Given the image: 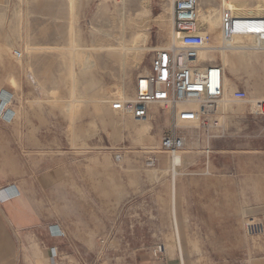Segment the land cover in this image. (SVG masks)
I'll return each instance as SVG.
<instances>
[{"label": "rangeland", "instance_id": "obj_1", "mask_svg": "<svg viewBox=\"0 0 264 264\" xmlns=\"http://www.w3.org/2000/svg\"><path fill=\"white\" fill-rule=\"evenodd\" d=\"M70 1L0 0V191L15 185L29 198L39 195L43 200L38 209L50 216L58 214L71 231L87 233L88 237L80 241L91 250L94 261L132 264L135 247H150L153 235L157 243L164 242L163 223H145L139 206L152 200L157 206L161 204L171 220L167 208L170 193L166 197L157 193L162 185L170 187L169 168L156 179L149 175L150 171L161 167H148L144 162V153L159 145L170 126V108H150L153 118L147 137L151 141L140 144L133 133L123 129V122H142L111 109L102 124L93 103L101 101L111 107L117 100L130 99L134 81L149 69L154 50L172 44L173 28L165 6L170 0H148L151 19L146 27L149 39L145 56L137 68L123 73L107 58L105 50L93 45L96 37L118 35L117 26H112L108 16L115 0H76L77 10ZM139 1L127 0V23L136 15ZM219 2L209 0L208 7L213 9ZM217 34L218 31L210 35L205 47L215 44ZM211 54L222 65L220 54ZM82 58L89 62L88 69L94 74L95 85L89 89H84L80 77ZM63 63L69 66L72 85L62 79ZM239 82L238 87L245 88L249 101L233 103L231 110L216 114L213 119L218 121L217 127L182 128L180 132L187 140L192 139L193 147L187 150L203 154L202 162L209 153V166L216 175L227 178L234 170L243 175L251 168L258 179L260 167H264V159H260L264 125L249 110L256 99L252 93L260 92L262 87L258 79L244 78ZM101 89L107 91L105 95ZM67 106L73 116H67ZM238 107H243L244 112H238ZM14 111L18 112L17 118ZM89 124L94 125L93 132L76 135L78 129L89 130ZM116 155L121 156L120 162ZM161 156L168 157H158ZM44 200L56 201L48 207ZM100 200L106 202L105 208L94 206L93 202ZM101 209L108 210L107 218L96 213ZM120 209L123 234L120 226L118 230L115 226V214ZM77 211L80 212L74 217ZM171 227L173 230L172 221ZM175 241L174 230L165 235L166 247Z\"/></svg>", "mask_w": 264, "mask_h": 264}, {"label": "crops", "instance_id": "obj_2", "mask_svg": "<svg viewBox=\"0 0 264 264\" xmlns=\"http://www.w3.org/2000/svg\"><path fill=\"white\" fill-rule=\"evenodd\" d=\"M258 15L248 12L244 16ZM245 52L242 58H233V71L225 68L221 59L226 73L224 101L218 103L217 115L231 110L234 103L232 93L239 89V80L244 78L260 81L262 90L252 94L256 99H264V52ZM211 58L215 59L216 55ZM210 61L219 62L216 59ZM237 111L243 113L244 108L238 107ZM191 140H186L185 149L181 152L179 173L174 179L175 215L171 213V200L167 206L171 220L161 204L157 206L152 200L139 206L141 214L146 217L145 223H163L164 242L158 240V243L165 246V235L173 230L176 241L173 245L165 246L163 257L157 260L151 252L157 243L153 235L150 247H135L132 264H264V236L248 237L242 228L243 221L250 216L264 223V167H260L258 179L251 168L243 175L234 170L231 176L221 178L209 166L208 152L206 161L202 162L203 154L187 150L193 147ZM260 153V159H264V150ZM168 161V157H158L157 165L161 168L150 171L149 175L157 179L158 175L167 173ZM168 192L171 194V186L162 185L157 190L164 197ZM38 196L36 194L34 199L29 198L15 185L0 191V264H100L94 261L90 256L91 250L80 241L88 237L87 233L71 231L58 214L50 216L38 209L43 200ZM53 201L44 200L43 203L52 207L56 200ZM93 203L100 208L106 207V202L101 200ZM130 207L133 208L134 204ZM79 212H75L74 217ZM96 213L107 218L108 210L101 209ZM123 224V210L120 209L115 214V226L117 230L120 226L122 234ZM135 238L139 239L136 232Z\"/></svg>", "mask_w": 264, "mask_h": 264}, {"label": "built area", "instance_id": "obj_3", "mask_svg": "<svg viewBox=\"0 0 264 264\" xmlns=\"http://www.w3.org/2000/svg\"><path fill=\"white\" fill-rule=\"evenodd\" d=\"M198 3L199 0L173 1V31L179 36L180 45L154 50L149 69L134 81L132 98L117 100L111 106L113 111L137 121L150 116L153 104L169 106L171 123L161 138L158 150L144 153V162L148 167H155L161 154L169 158L184 151L188 137L180 132L182 128L206 130L218 126V121L212 116L223 97V76L226 72L219 62L199 58L211 36L199 28ZM221 31L225 40L234 36L254 37L257 41L255 49L264 50L263 15L232 17L224 14ZM248 98L244 89L235 90L236 101L246 102ZM252 103L249 114L264 125V99H256ZM118 156H115L116 160ZM242 228L248 237L264 236V223L254 217L245 218ZM151 252L158 260L163 257L165 246L156 243Z\"/></svg>", "mask_w": 264, "mask_h": 264}, {"label": "bare ground", "instance_id": "obj_4", "mask_svg": "<svg viewBox=\"0 0 264 264\" xmlns=\"http://www.w3.org/2000/svg\"><path fill=\"white\" fill-rule=\"evenodd\" d=\"M174 0H170L168 4H166L167 14L170 17L171 25L173 28V21H172V4ZM127 0H115L114 5H112V9L108 12L109 19L111 21L112 26L116 25L118 30V35L115 37H110L109 35H103L94 38L93 45L94 47L101 48L105 50V55L108 59H111L113 65L116 66L120 73L125 72L129 68H137L145 56L146 49H147V42L149 39V33L147 24L150 21V15L147 8L148 0H140L139 4L140 7L133 16V19L130 20L129 23L126 22V17L124 15L125 4ZM72 4V8L77 10V2L76 0H71L69 2ZM209 0H199L198 7H197V14H198V24L200 30L204 34L212 35L218 31V34L213 39L215 44L213 46L205 47L200 53L199 58L201 60H214V54L212 53H219L221 59L223 60L224 67L227 68L229 71H233L232 63L233 58L237 56L243 57L245 51H257V52H264L262 49H255L257 44L256 38L254 37H242V36H234L228 40L224 39L223 33L221 31V23H222V16L224 14H230L232 17H246L244 16L245 13L247 14L251 8H254L256 11L255 13L258 15L264 14V1L262 0H220L218 6L214 7L213 9H209ZM117 6H120L118 9ZM204 7V11L201 12L202 8ZM74 16V15H73ZM19 19V15L17 14ZM136 23V26L134 25ZM114 28V27H113ZM116 28V27H115ZM178 38V41H177ZM247 41V42H245ZM179 46L180 45V38L176 35L173 31L172 33V44L170 46ZM208 53L209 56L208 57ZM216 59V58H215ZM88 61H85L83 58L80 59L79 62V72L80 77L84 85V89H89L95 85L94 81V74L88 69ZM64 65V73L62 74L63 81H69L72 85V77L69 73V66L67 63H63ZM222 66V65H221ZM123 76V75H121ZM225 76V75H224ZM223 76V82H224ZM9 84L14 86L15 83L13 80L9 81ZM5 87L8 89V83L4 81ZM224 88V87H223ZM105 89H101L100 93L102 95L106 94ZM134 89H132V96H133ZM235 92V91H234ZM234 92L232 93L231 99L234 103H245L236 101L234 99ZM2 93L8 94V90H3ZM57 93V92H56ZM131 96V98H132ZM224 96V93H223ZM130 98V99H131ZM128 99V100H130ZM57 100V99H56ZM223 97L218 102H222ZM247 102V101H246ZM94 109L95 114L99 118V120L104 124L103 117L109 116L111 114V107L105 102H94ZM158 105L160 108H165L169 106H164L162 104H153L152 106ZM150 107V108H151ZM218 107V105H217ZM71 108L67 106V116H73V111H70ZM217 111V108H216ZM216 111L212 118L216 115ZM12 114V113H11ZM123 114V113H122ZM13 115L17 118L18 112L14 111ZM125 115V114H123ZM153 116H149L146 120L137 121L142 122L140 125H136L126 119L123 122V129L128 132L134 134L136 139L139 141L140 144H144L150 142L151 140L148 139L149 131L151 130L150 120ZM134 120V119H133ZM89 130L78 129L75 131L77 136L80 135H87L88 131H92L94 129L93 124L88 125ZM82 128V127H81ZM197 130V128H194ZM158 146L151 151L158 150ZM159 154V153H158ZM121 157L118 156L116 161L120 162ZM169 171L171 174V213L174 216L176 207V192L174 188V179L177 175V171L179 166L181 165V153L177 154L174 157H169ZM154 168V167H152ZM179 173V172H178ZM174 204V206L172 205Z\"/></svg>", "mask_w": 264, "mask_h": 264}]
</instances>
